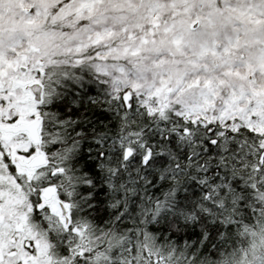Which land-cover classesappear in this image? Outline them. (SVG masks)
Listing matches in <instances>:
<instances>
[{
	"label": "snow or ice",
	"instance_id": "1",
	"mask_svg": "<svg viewBox=\"0 0 264 264\" xmlns=\"http://www.w3.org/2000/svg\"><path fill=\"white\" fill-rule=\"evenodd\" d=\"M0 264H264V0H0Z\"/></svg>",
	"mask_w": 264,
	"mask_h": 264
}]
</instances>
